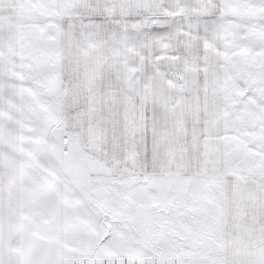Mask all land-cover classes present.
Returning a JSON list of instances; mask_svg holds the SVG:
<instances>
[{
  "label": "snow or ice",
  "instance_id": "obj_1",
  "mask_svg": "<svg viewBox=\"0 0 264 264\" xmlns=\"http://www.w3.org/2000/svg\"><path fill=\"white\" fill-rule=\"evenodd\" d=\"M0 264H264V0H0Z\"/></svg>",
  "mask_w": 264,
  "mask_h": 264
}]
</instances>
